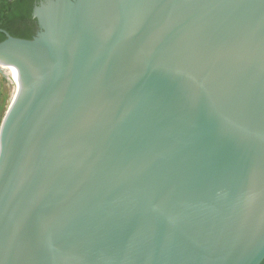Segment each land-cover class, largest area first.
Instances as JSON below:
<instances>
[{"label":"water","instance_id":"1","mask_svg":"<svg viewBox=\"0 0 264 264\" xmlns=\"http://www.w3.org/2000/svg\"><path fill=\"white\" fill-rule=\"evenodd\" d=\"M6 35L0 264H264V0H42ZM1 73V72H0Z\"/></svg>","mask_w":264,"mask_h":264},{"label":"flooded vegetation","instance_id":"2","mask_svg":"<svg viewBox=\"0 0 264 264\" xmlns=\"http://www.w3.org/2000/svg\"><path fill=\"white\" fill-rule=\"evenodd\" d=\"M42 0H0V42L6 35L13 38L30 40L39 31L38 21L34 16L35 7ZM7 28V29H6Z\"/></svg>","mask_w":264,"mask_h":264},{"label":"rangeland","instance_id":"3","mask_svg":"<svg viewBox=\"0 0 264 264\" xmlns=\"http://www.w3.org/2000/svg\"><path fill=\"white\" fill-rule=\"evenodd\" d=\"M12 91V85L8 77L0 73V125L5 115L6 108Z\"/></svg>","mask_w":264,"mask_h":264},{"label":"bare ground","instance_id":"4","mask_svg":"<svg viewBox=\"0 0 264 264\" xmlns=\"http://www.w3.org/2000/svg\"><path fill=\"white\" fill-rule=\"evenodd\" d=\"M0 72L5 74L8 77L12 85L11 95H10L9 102L6 108L7 110L17 95V91L20 86V81H19V76H18L17 71L14 68L9 67L5 63H0Z\"/></svg>","mask_w":264,"mask_h":264},{"label":"trees","instance_id":"5","mask_svg":"<svg viewBox=\"0 0 264 264\" xmlns=\"http://www.w3.org/2000/svg\"><path fill=\"white\" fill-rule=\"evenodd\" d=\"M1 18H2V17H0V21H2V20H1ZM0 26H1V27H3V28H5V26H4V25H2V24H1ZM6 29H7V28H6Z\"/></svg>","mask_w":264,"mask_h":264}]
</instances>
